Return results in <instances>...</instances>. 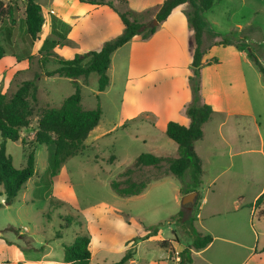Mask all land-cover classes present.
Wrapping results in <instances>:
<instances>
[{
  "label": "rangeland",
  "instance_id": "obj_1",
  "mask_svg": "<svg viewBox=\"0 0 264 264\" xmlns=\"http://www.w3.org/2000/svg\"><path fill=\"white\" fill-rule=\"evenodd\" d=\"M36 1L42 6L45 17L40 40L49 33L53 23L63 33V27L53 22L56 13L52 0ZM26 2H5L11 7L12 16L0 21V42L5 45L10 59L6 57L0 62V92L11 97L27 81H35L38 87L37 101L30 99L33 108L30 126L22 130L18 143H7V151L17 168L26 166L28 155L35 153L36 175L14 204L0 206V263L28 264L46 260L61 264L65 246L73 245L78 236L88 233L92 237L91 264L118 263L128 250L134 253L132 264H179L182 248L192 249L195 238L207 235L213 237V245L205 252H195L194 264H243L256 244L264 247V219L255 218L254 225H250L249 210L238 215L228 213L238 205V195L244 196L246 206L263 190L264 156L260 152L212 158L205 154L206 147L199 146L205 175L200 189L202 198L200 201L197 198L193 204L183 205L184 196L180 194L183 182L174 176L153 182L139 196L122 198L114 192L112 181L119 180L141 154L153 153L174 159L178 145L161 128L144 121V117L123 122L127 115L121 99L126 85L123 77L131 57L129 49L122 50L115 58L110 72L114 86L103 94L98 92L96 74L90 76L87 85L84 78L71 80L53 75L59 68L56 58L70 56L61 47L62 39L57 35L49 38L42 48V43L36 49L37 41L30 42L23 28ZM146 3L138 2L136 7L143 9ZM116 8L122 12L129 9L121 3H117ZM136 11L140 22L150 26L156 21L153 9ZM205 18V28L220 35L211 42L230 40L232 45L244 48L247 55L252 52L264 65V0H217ZM13 55L25 61V65L12 61L11 58L17 59ZM217 57L226 62L232 59L228 51H220ZM241 68L261 126L258 134L263 147L258 146V149L264 152V78L250 58L241 62ZM226 70L223 67L221 73ZM218 80L219 72L212 69L202 79V86L205 84L211 91ZM75 83L83 87V109L93 110L100 105L102 119L85 141L82 156L69 158L51 178L52 151L36 142L39 120L47 110L63 105L75 92ZM222 104L219 102L217 107ZM252 120L253 117L249 118V123ZM234 123L229 121V128ZM250 130L254 131L252 125ZM205 135L209 137L207 126ZM2 143L0 133V147ZM204 199L206 202H202ZM4 203L5 196H0V205ZM216 211L222 215L211 218ZM176 238L179 244L175 243ZM164 240L173 245L175 255L171 256L169 250L161 246Z\"/></svg>",
  "mask_w": 264,
  "mask_h": 264
},
{
  "label": "trees",
  "instance_id": "obj_2",
  "mask_svg": "<svg viewBox=\"0 0 264 264\" xmlns=\"http://www.w3.org/2000/svg\"><path fill=\"white\" fill-rule=\"evenodd\" d=\"M85 4L108 6L120 16L125 29L122 35L106 42L100 50L77 54L72 59L56 58L59 64L52 74L61 78L77 80L84 78L87 82L92 74L98 76V92H105L110 86L108 75L113 54L131 42L136 37L143 40L151 38L159 26L152 23L148 26L140 22L136 12L127 9L122 12L114 5V0H79ZM122 5H127L126 0H117ZM217 0H165L162 6L157 8L155 20L164 23L171 14L181 6H188L186 16L194 31V56L192 63V75L189 78L193 93V101L187 107L186 113L191 120L189 127L177 122H170L166 134L169 139L178 145V155L174 159L157 156L153 153L141 154L134 163L126 168L119 176V180L112 181L111 187L122 198H129L144 194L149 185L163 178L174 176L183 182L180 194L184 197L197 192L200 194L205 174L203 161L196 150V143L204 137V126L214 115V109L203 102L202 96V69L204 57L212 46H230V40L223 39L206 44V37L214 39L217 34L207 31L205 28V14L212 10ZM6 1L0 0V21L12 16L10 6ZM24 21L26 34L32 44L40 39L45 17L42 6L36 0H27L24 7ZM56 33L53 30L54 35ZM2 34L0 28V35ZM62 37V36H61ZM50 36L46 39V42ZM63 39V37H62ZM239 47V45H238ZM244 47V45H243ZM8 56L6 47L0 42V60ZM15 56L18 61L20 58ZM248 57L255 63L264 78V65L250 52ZM30 59V58H28ZM75 92L68 97L59 108L47 110L39 120V128L36 133L38 145H44L51 149L50 177L54 178L63 165L71 157L82 156L86 146L85 141L98 127L103 111L99 105L96 109L85 110L82 107V84H74ZM38 87L35 81L25 82L9 97L0 92V133L3 143L0 147V196H5V203L0 206H10L15 203L25 185L36 175V157L31 152L28 155L27 164L17 168L13 158L7 151V143H18L21 140L22 130L30 126L33 108L30 99L37 101ZM151 170H154L151 172ZM201 197L199 195L198 201ZM259 209L258 218H264V193L251 206ZM211 235L195 238L191 248L202 251L213 243ZM92 237L88 234L80 235L73 245L65 246L64 262L66 264H91ZM161 246L175 255V248L168 241H161ZM175 243H180L176 238ZM264 253V247L261 250ZM179 264H194L190 250H184ZM134 259V253L128 250L124 258L115 264H127Z\"/></svg>",
  "mask_w": 264,
  "mask_h": 264
},
{
  "label": "crops",
  "instance_id": "obj_3",
  "mask_svg": "<svg viewBox=\"0 0 264 264\" xmlns=\"http://www.w3.org/2000/svg\"><path fill=\"white\" fill-rule=\"evenodd\" d=\"M146 1H150L149 4ZM126 2L127 7L135 12H137L136 9L142 11L153 9L157 12V8L162 6L165 0H126ZM138 2L146 3L143 9L139 6L136 7ZM117 3L119 2L114 0L115 6ZM52 6L56 13L53 22H58L63 27L64 32H59L53 23L49 33H46L43 39L37 41L36 49L41 43V48L45 46L47 44L46 39L49 36L50 38L53 37L51 34L55 30L54 35H57L60 39L63 37L60 45L67 52V56H70L65 59H72L77 54L100 50L106 42L119 37L124 32L125 26L120 16L108 6L85 4L79 0H52ZM187 10L188 6L186 5L177 8L164 23L159 25L157 32L151 38L143 40L136 37L113 54L108 71L110 86L107 90L114 86V79L113 76H110V72L114 69L115 58L124 49H129L131 52L129 69L123 77L126 85L121 102L127 115L123 122L137 121L139 118L144 117V121H148L154 127L161 128L164 132L167 131L170 122H177L186 127L190 126L191 120L186 113V109L193 101L189 78L192 75L195 48L193 44L194 31L188 22ZM23 28L26 33L25 21ZM207 31L213 32L210 29H207ZM217 35L220 37L219 34ZM211 40V38L206 37L205 43H211ZM220 51H228L231 53L232 59L227 62L223 59L220 60L217 57ZM6 57V59H10L8 58L9 55ZM5 58L0 62L5 61ZM248 59L249 57L244 52V48L236 47V45L228 47L214 45L204 57L202 79L212 69L219 72V80L213 90H207L205 84L202 86L203 102L212 106L215 112L211 120L205 124L208 127L209 137L206 138L204 126V137L196 143V150L203 161L204 171V158L199 146L200 148L206 147L205 154L212 158L220 157L223 154H228L231 157L258 152L264 156L262 149H258V146L263 147L262 138L258 134L261 126L258 124L257 113L253 104H251L245 72L241 68V62H246ZM11 60L17 62L18 65L20 63L25 65L23 60L20 62L17 59L11 58ZM223 67L227 70L222 74ZM219 102L223 103L222 107H217ZM222 117L226 119L224 121L220 120ZM251 117H253V120L252 123H249ZM260 117L261 115L259 119ZM231 120L235 122V125L229 128L228 122ZM251 125L254 131L250 130ZM223 149H228V151L222 152ZM263 193L264 188L260 195L246 206L244 196L238 195V205L234 206L231 209L232 211L230 210L228 213L238 215L245 210H249L248 223L254 225L253 219L258 218L259 211L251 206L256 203ZM199 195L201 197V194L198 193L197 198H199ZM202 202H206V200L204 199ZM221 215L220 212L216 211L211 214V218L216 219ZM212 245L213 243L201 252H205ZM18 246L21 250H24L22 245ZM25 249H28V246ZM184 249L188 248L183 247L182 252ZM262 249L263 247L259 248L256 244L243 264H264ZM189 250L192 257H194L195 252H198L194 249ZM171 256L168 255V257ZM168 257L167 260L169 261ZM134 261L135 259L131 260L130 263L132 264ZM28 264L58 263L44 260L31 261ZM61 264L66 263L61 262Z\"/></svg>",
  "mask_w": 264,
  "mask_h": 264
},
{
  "label": "water",
  "instance_id": "obj_4",
  "mask_svg": "<svg viewBox=\"0 0 264 264\" xmlns=\"http://www.w3.org/2000/svg\"><path fill=\"white\" fill-rule=\"evenodd\" d=\"M159 23L157 21L154 22V26H158ZM198 197V193L197 192H194V193H191V194H188L187 196H185L183 198V205L185 204H193L195 202V200L197 199Z\"/></svg>",
  "mask_w": 264,
  "mask_h": 264
},
{
  "label": "built area",
  "instance_id": "obj_5",
  "mask_svg": "<svg viewBox=\"0 0 264 264\" xmlns=\"http://www.w3.org/2000/svg\"><path fill=\"white\" fill-rule=\"evenodd\" d=\"M2 1L11 2L13 0H2ZM3 264H8V263H3Z\"/></svg>",
  "mask_w": 264,
  "mask_h": 264
}]
</instances>
